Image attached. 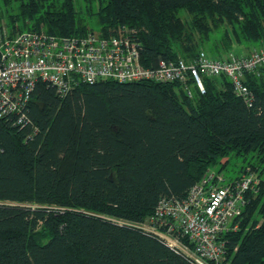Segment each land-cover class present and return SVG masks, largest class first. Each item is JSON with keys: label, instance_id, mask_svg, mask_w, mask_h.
<instances>
[{"label": "trees", "instance_id": "1", "mask_svg": "<svg viewBox=\"0 0 264 264\" xmlns=\"http://www.w3.org/2000/svg\"><path fill=\"white\" fill-rule=\"evenodd\" d=\"M1 20L10 34L126 25L146 67L264 45V0H0ZM201 81L189 95L177 81L78 80L61 96L38 80L22 123L0 117V264H195L137 224L233 160L259 190L221 234L222 264H264V67L245 74L250 105L224 75Z\"/></svg>", "mask_w": 264, "mask_h": 264}, {"label": "built area", "instance_id": "2", "mask_svg": "<svg viewBox=\"0 0 264 264\" xmlns=\"http://www.w3.org/2000/svg\"><path fill=\"white\" fill-rule=\"evenodd\" d=\"M262 67L264 45L243 55L229 51L222 58L212 57L201 49L189 61L160 58L156 67H146L140 61V45L126 25H119L109 36L94 30L68 36L42 29L10 34L1 20L0 117L14 114L16 122L22 123V110L38 80L53 86L61 96L78 80L105 79L177 81L190 95V80L203 93V75H224L235 94L250 105L252 97L244 81L245 74L258 73ZM258 185L259 178L250 168L233 179L210 168L185 198H160L153 215L137 226L195 264H222L226 247L220 236L237 229L235 218L246 204L245 193L257 192Z\"/></svg>", "mask_w": 264, "mask_h": 264}, {"label": "rangeland", "instance_id": "3", "mask_svg": "<svg viewBox=\"0 0 264 264\" xmlns=\"http://www.w3.org/2000/svg\"><path fill=\"white\" fill-rule=\"evenodd\" d=\"M89 25L92 27V29L94 31H97L98 30V25L96 24L95 21L90 20V24ZM253 48H257V47H250V48L247 47V48L243 49L242 52L245 53V54H248V53H250L253 50ZM232 49H233V51H237L239 48L234 43L233 46H232ZM240 164H241V162L239 160L230 161L226 165V167L224 169H222V171H220V172H222L225 175V177H227V178L234 177L238 173L237 171H238V169L240 167ZM218 167H219V165H217L216 168H218ZM216 168H214V169L217 170ZM235 177H237V176H235Z\"/></svg>", "mask_w": 264, "mask_h": 264}, {"label": "crops", "instance_id": "4", "mask_svg": "<svg viewBox=\"0 0 264 264\" xmlns=\"http://www.w3.org/2000/svg\"><path fill=\"white\" fill-rule=\"evenodd\" d=\"M245 54V53H244Z\"/></svg>", "mask_w": 264, "mask_h": 264}]
</instances>
